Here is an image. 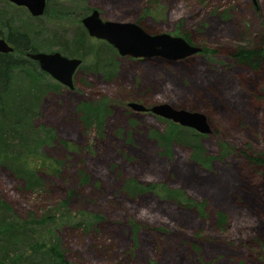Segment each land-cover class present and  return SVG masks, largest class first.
I'll list each match as a JSON object with an SVG mask.
<instances>
[{
  "label": "rangeland",
  "instance_id": "374dc122",
  "mask_svg": "<svg viewBox=\"0 0 264 264\" xmlns=\"http://www.w3.org/2000/svg\"><path fill=\"white\" fill-rule=\"evenodd\" d=\"M45 6L46 15L32 16L0 0V14L67 35L75 25L72 10L94 7L101 18L141 17L145 30L185 33L204 50L174 60L117 55L110 80L77 66L72 87L47 90L34 119L54 133L43 146L58 168L40 173L46 191L28 192L0 168V195L18 215L48 209L58 216L62 209L72 222L91 221L84 231L56 220L67 263L264 264V165L251 159L264 156V59L253 69L232 56L239 47L261 46L264 53V0H46ZM101 96L110 102L108 114L100 128H84L77 101ZM128 101L202 112L209 131L199 141L207 162H195L175 141L161 147L152 131L167 123ZM127 179L180 189L197 208L181 209L154 191L131 196L123 188ZM92 215L99 218L92 222Z\"/></svg>",
  "mask_w": 264,
  "mask_h": 264
},
{
  "label": "trees",
  "instance_id": "16d2710c",
  "mask_svg": "<svg viewBox=\"0 0 264 264\" xmlns=\"http://www.w3.org/2000/svg\"><path fill=\"white\" fill-rule=\"evenodd\" d=\"M91 8L93 7L82 6L72 10L75 25L72 32L67 35L64 31L53 30L48 33L43 27L31 28L29 27L31 24L26 20L22 24H17L11 20L10 14L6 15V12L0 14V35L12 46V50L0 52V168L20 180L23 189L28 192L46 191L45 181L40 173H53L58 168L43 150L44 145L51 144L54 133L42 123L34 124L42 95L55 86L47 80L41 81L42 77L47 75L46 72L39 69L36 61L29 58L26 52L41 50L37 44L45 49L52 46L64 55L76 56L81 61L89 62L81 65L80 61L79 68L100 70L105 79L110 80L117 72V52L106 41L89 36L80 23V17ZM147 9L144 8V12ZM46 12L45 6L42 14L46 15ZM140 18L134 21L139 24ZM41 33L43 36L39 40L38 34ZM181 36L188 40L187 34L182 33ZM93 39L98 41L95 45L90 41ZM259 40L261 41V37ZM203 50L204 48L201 47L199 51ZM232 56L236 61L253 69L258 68L264 59L261 46L239 47ZM109 103L105 96L78 100L75 112L82 126L100 128L108 114ZM155 116L167 123L166 128L152 131V135L161 147L175 141L190 149V157L195 162L199 164L207 162L208 157L204 155L199 141L200 133L166 118ZM61 141L66 144L64 140ZM251 159L264 165V156H253ZM123 188L131 196L154 191L165 199L175 201L182 207L181 209L197 208L196 203L180 189L169 188L164 184L156 189V184L152 182L138 183L127 179ZM71 193L70 190L67 197L61 201V207L66 205ZM58 212V216L54 215L55 211L51 212L48 209L39 214L28 211L18 215L9 201L0 195V264L67 263L63 256L60 238L54 230L57 225L54 226L56 220L59 219L61 225L80 226L84 231L91 221L85 222L86 220L81 218L72 222L67 211L61 209ZM90 218L95 222L99 216L92 215Z\"/></svg>",
  "mask_w": 264,
  "mask_h": 264
},
{
  "label": "water",
  "instance_id": "95a60500",
  "mask_svg": "<svg viewBox=\"0 0 264 264\" xmlns=\"http://www.w3.org/2000/svg\"><path fill=\"white\" fill-rule=\"evenodd\" d=\"M7 1L23 6L32 16L42 14L46 5V0ZM80 23L89 36L106 41L118 55L141 58L158 55L174 60L200 50V46L190 43L178 34L148 32L135 21L101 18L94 7L80 17ZM10 50L12 46L0 35V52ZM26 55L35 60L39 69L53 79L69 88L72 87L71 76L81 61L79 57L67 56L58 50H35L26 52ZM127 106L135 111H148L181 126L192 128L198 133L209 131L206 116L197 110L175 107L167 102H156L145 106L137 101H128Z\"/></svg>",
  "mask_w": 264,
  "mask_h": 264
},
{
  "label": "flooded vegetation",
  "instance_id": "af4514ba",
  "mask_svg": "<svg viewBox=\"0 0 264 264\" xmlns=\"http://www.w3.org/2000/svg\"><path fill=\"white\" fill-rule=\"evenodd\" d=\"M53 50H55V49H53ZM48 51H49V50H48ZM46 74H47V73H46ZM47 76H49V75L47 74ZM49 77H50L51 80H52V82H50L51 85L53 84V86H55V88L57 87V85L65 86L64 84L60 83L59 81L53 79L51 76H49ZM71 79H72V76H71ZM66 87H67V86H66ZM53 89H54V88H53ZM143 105H144V104H143ZM145 106H148V105H145Z\"/></svg>",
  "mask_w": 264,
  "mask_h": 264
}]
</instances>
